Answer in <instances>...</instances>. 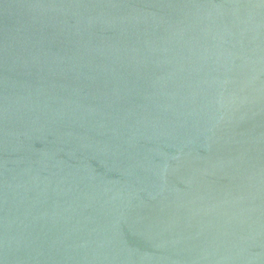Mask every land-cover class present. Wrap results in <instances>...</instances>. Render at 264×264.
<instances>
[{"label": "water", "instance_id": "1", "mask_svg": "<svg viewBox=\"0 0 264 264\" xmlns=\"http://www.w3.org/2000/svg\"><path fill=\"white\" fill-rule=\"evenodd\" d=\"M63 264H264V0H0Z\"/></svg>", "mask_w": 264, "mask_h": 264}]
</instances>
